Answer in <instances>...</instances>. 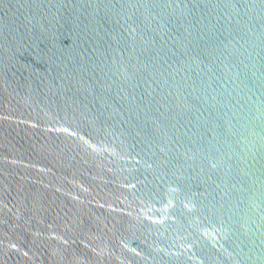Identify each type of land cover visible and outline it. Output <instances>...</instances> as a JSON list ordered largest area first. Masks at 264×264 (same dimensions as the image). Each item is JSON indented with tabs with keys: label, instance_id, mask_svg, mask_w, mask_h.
I'll use <instances>...</instances> for the list:
<instances>
[{
	"label": "water",
	"instance_id": "95a60500",
	"mask_svg": "<svg viewBox=\"0 0 264 264\" xmlns=\"http://www.w3.org/2000/svg\"><path fill=\"white\" fill-rule=\"evenodd\" d=\"M0 264H264V0H0Z\"/></svg>",
	"mask_w": 264,
	"mask_h": 264
}]
</instances>
